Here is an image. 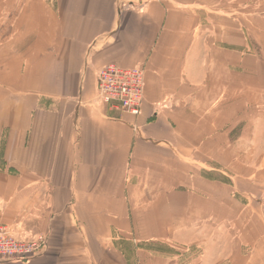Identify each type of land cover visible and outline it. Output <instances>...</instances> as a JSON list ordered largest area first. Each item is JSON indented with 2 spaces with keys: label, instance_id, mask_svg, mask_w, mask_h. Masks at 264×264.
Returning a JSON list of instances; mask_svg holds the SVG:
<instances>
[{
  "label": "crops",
  "instance_id": "1",
  "mask_svg": "<svg viewBox=\"0 0 264 264\" xmlns=\"http://www.w3.org/2000/svg\"><path fill=\"white\" fill-rule=\"evenodd\" d=\"M0 220L47 237L2 264H264V0H0Z\"/></svg>",
  "mask_w": 264,
  "mask_h": 264
},
{
  "label": "built area",
  "instance_id": "2",
  "mask_svg": "<svg viewBox=\"0 0 264 264\" xmlns=\"http://www.w3.org/2000/svg\"><path fill=\"white\" fill-rule=\"evenodd\" d=\"M154 0H135L138 7ZM144 97V69L141 66L123 68L107 64L96 72V101L113 110L137 115ZM46 235L22 237L13 225L0 220V264L28 261L46 247Z\"/></svg>",
  "mask_w": 264,
  "mask_h": 264
},
{
  "label": "rangeland",
  "instance_id": "3",
  "mask_svg": "<svg viewBox=\"0 0 264 264\" xmlns=\"http://www.w3.org/2000/svg\"><path fill=\"white\" fill-rule=\"evenodd\" d=\"M15 231H16V230H15ZM16 233H17V232H16ZM17 234H18V233H17ZM37 234H39V233H37ZM37 234H36V235H37ZM44 234H45V233H44ZM18 235H19V234H18ZM45 235H46V234H45ZM46 243H47V237H46Z\"/></svg>",
  "mask_w": 264,
  "mask_h": 264
}]
</instances>
